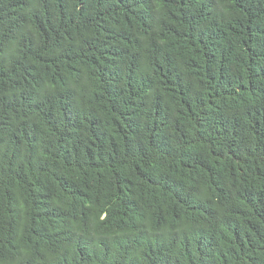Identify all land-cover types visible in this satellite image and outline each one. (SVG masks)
<instances>
[{
	"label": "trees",
	"instance_id": "16d2710c",
	"mask_svg": "<svg viewBox=\"0 0 264 264\" xmlns=\"http://www.w3.org/2000/svg\"><path fill=\"white\" fill-rule=\"evenodd\" d=\"M0 264H264V0H0Z\"/></svg>",
	"mask_w": 264,
	"mask_h": 264
}]
</instances>
